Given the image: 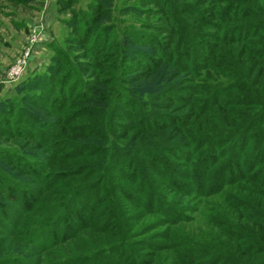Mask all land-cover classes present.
I'll return each mask as SVG.
<instances>
[{"label":"trees","instance_id":"16d2710c","mask_svg":"<svg viewBox=\"0 0 264 264\" xmlns=\"http://www.w3.org/2000/svg\"><path fill=\"white\" fill-rule=\"evenodd\" d=\"M102 1L65 21L82 53L56 46L0 105V136L42 151L0 147V264H264V0H142L121 39ZM202 203L206 248L178 228Z\"/></svg>","mask_w":264,"mask_h":264},{"label":"rangeland","instance_id":"374dc122","mask_svg":"<svg viewBox=\"0 0 264 264\" xmlns=\"http://www.w3.org/2000/svg\"><path fill=\"white\" fill-rule=\"evenodd\" d=\"M58 0H32L26 3L23 2H12L10 0H0V105H3V102L5 100L14 101L15 104H21V97L26 93L24 91H27L26 89H18L16 84L21 82V80L25 79L28 75H32L33 73L40 74L43 73L45 68H47L48 64L51 62V57L54 55L56 46L58 48L63 49L70 57H72L75 53H82L83 48L80 46L79 42H74V37L79 38L80 35L78 32H76L75 29H72L71 26L65 23L66 20L70 19L73 16V10L80 11V13H77L81 17V13L84 10L91 11L90 2L92 0H72L71 1V7L69 9H64L63 5L57 3ZM104 1V2H103ZM102 1V11H110L108 14L109 19L107 17L103 16V12H101V18L97 21V23L94 25L98 28V25L101 26L104 24H113V28L111 32L112 37H115L117 39H121L123 37L124 31L128 30H138L139 24L141 21H152L151 16H143L141 14H138L135 10H129L128 7H132V5H143L142 0H103ZM106 1V2H105ZM50 2V3H49ZM69 2V1H68ZM55 3L59 6L60 10L62 12H59L61 16L57 13H53L54 17L56 18V21H54L53 25L51 27H48L49 24L47 23L46 14L43 10H45L49 5L50 9H53V6ZM53 4V5H52ZM44 12V14H43ZM53 12V11H52ZM58 15V16H57ZM94 15V13H93ZM59 18V20L57 19ZM54 18V20H55ZM82 23L85 22L82 21ZM52 28V29H51ZM96 28V29H97ZM98 30V29H97ZM96 30V31H97ZM96 33V32H95ZM94 34V33H93ZM38 35V42L34 44L32 48L31 55L29 56V59L27 60L26 67L16 82L12 83H6L4 82V78L7 77L10 69L16 68L18 62L22 60L24 49L30 45V39L32 36ZM74 44V45H73ZM80 55V54H79ZM86 58H81V61H84ZM75 61H78L74 58ZM88 60H90L88 58ZM80 67V66H78ZM78 69V68H77ZM82 72V69L80 70ZM84 74L86 73V70L84 71ZM220 83H228V79L224 77L217 78ZM216 80V81H217ZM217 81V82H218ZM36 91V90H31ZM2 103V104H1ZM36 110V109H35ZM24 125L23 127L28 129L31 128L27 126L25 123H22ZM14 130V128H13ZM111 136V135H110ZM114 138L118 140L121 143H125L126 139H118L116 135L114 134ZM112 139V137H111ZM27 138L23 137H17V136H8V137H2L0 136V147H7V148H17L24 146V148L28 149L29 151L33 152H42L41 150L38 151L37 149H34L30 147V145L34 144V140H27ZM26 141V142H25ZM28 143V145L25 146V143ZM33 171V169H31ZM31 175L26 174L21 175L18 177V180L20 179H32L30 178ZM29 185V184H28ZM33 185V184H31ZM221 194L214 195L213 197L208 198V200L219 203V206L216 207L218 209H222L223 204L220 202ZM23 201V199H21ZM24 202V201H23ZM26 202V201H25ZM201 207L196 213H190L189 215H194L195 219L193 222L187 223L186 225L184 223H181L180 225L184 226H178L179 230H183L186 233L192 231L193 229L196 230L195 233L202 236L200 237L201 240L206 241V244H203L206 248L209 243H214L217 241V238L224 239V236L220 234V231L218 228L215 227L217 224H209L208 218L206 217L207 211L206 206L204 203H202ZM227 208L228 205L225 203ZM203 206V207H202ZM210 206V205H208ZM24 209V203L17 202L15 205H12L11 211L8 213L9 220L14 219V217H11L13 213H21ZM205 210V212H202V215H199V213L202 210ZM12 213V214H11ZM233 209H230L221 217V220L229 221V218L234 217L232 216ZM7 215V214H6ZM11 215V216H9ZM5 216H1L0 221L6 222L3 218ZM7 219V218H6ZM147 225L154 226L157 225L158 222V215H149L147 216ZM219 219V220H220ZM10 220V221H11ZM66 226V225H65ZM71 228V227H70ZM162 226H159L155 228L154 230L140 234L138 236H135L134 238L136 240H144V241H152L153 243H165V241L160 240L159 238H154L155 233L158 231H163ZM175 228V227H174ZM71 230H75L74 227L71 228ZM133 241V238H132ZM137 247H135L134 250H136ZM168 251L169 250H165ZM142 253V252H141ZM20 255V254H17ZM145 258V257H144ZM146 260V258H145ZM202 260H197V262H200ZM209 260H205L204 262H207ZM163 261L162 259L159 260V264H161ZM29 264H32V262L29 260ZM164 264H168V262H165Z\"/></svg>","mask_w":264,"mask_h":264},{"label":"built area","instance_id":"2783aa9c","mask_svg":"<svg viewBox=\"0 0 264 264\" xmlns=\"http://www.w3.org/2000/svg\"><path fill=\"white\" fill-rule=\"evenodd\" d=\"M38 39H39L38 35H34L31 37L30 45L24 49L25 51L22 57L23 59L18 62L16 68L10 69L7 77L4 78V82L12 83V82H16L17 80H19V78L21 77L26 67L27 60L29 59V56L31 55L32 48L34 44L38 42Z\"/></svg>","mask_w":264,"mask_h":264},{"label":"crops","instance_id":"0c3cea01","mask_svg":"<svg viewBox=\"0 0 264 264\" xmlns=\"http://www.w3.org/2000/svg\"><path fill=\"white\" fill-rule=\"evenodd\" d=\"M50 3V2H49ZM53 5V4H52ZM51 6V4L49 5V7ZM49 7H47L45 10H43L45 13H47L46 14V19H47V23L49 24V26L48 27H51L54 23V21H56V18L54 17V15H53V13H57V14H59V12H62L61 10H60V8H59V6L55 3V5L53 6V9H50ZM53 11V12H52ZM44 12H43V14H44ZM58 16V15H57ZM59 16H61L60 14H59ZM54 18H55V20H54ZM57 19L59 20V18L57 17ZM52 29V28H51Z\"/></svg>","mask_w":264,"mask_h":264}]
</instances>
